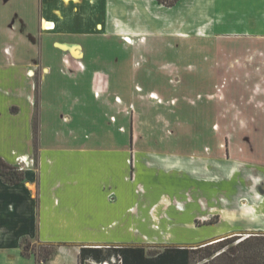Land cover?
Returning <instances> with one entry per match:
<instances>
[{"label":"rangeland","instance_id":"obj_1","mask_svg":"<svg viewBox=\"0 0 264 264\" xmlns=\"http://www.w3.org/2000/svg\"><path fill=\"white\" fill-rule=\"evenodd\" d=\"M104 1L108 6L93 16H76L75 33H55L53 22H37L36 0H0L1 156L36 174L41 90L45 145L69 144L71 128L86 138L110 130L133 148L151 147L166 158L164 168L181 169L183 157L196 153L208 170L215 150L226 159L234 147L264 149V37L257 29L246 35L216 27L217 15L231 19L221 1L213 0L209 12L199 7L208 0L171 7ZM27 144L28 152L15 151ZM172 201L179 209L181 201ZM161 218L153 221L157 236L139 233L144 242L170 243ZM163 219L179 221L172 214ZM205 220L218 217L197 216L194 223ZM31 243L38 254L41 245Z\"/></svg>","mask_w":264,"mask_h":264},{"label":"crops","instance_id":"obj_2","mask_svg":"<svg viewBox=\"0 0 264 264\" xmlns=\"http://www.w3.org/2000/svg\"><path fill=\"white\" fill-rule=\"evenodd\" d=\"M218 1L227 4L223 10L231 19L227 22L217 15L216 27L246 35L257 29V36L264 37V0ZM202 3L199 7L208 11L213 0ZM35 4L37 22L48 28L53 22L55 33H75L77 15L93 16L95 10L108 6L104 0H36ZM20 17L25 24L30 20L24 14ZM24 88L29 110L30 83ZM40 95L36 174L25 171V180L14 185L0 179V264H80L82 248L100 247L105 253L113 246L129 248L124 251V264H152L156 262L148 258L152 250L164 246L194 248L233 235L264 234V149L240 152L234 147L226 159L215 150L210 170L202 155L191 153L183 157L181 169L170 165L175 168L171 173L170 167L161 165L166 158L155 155L151 147L133 148L126 136L123 141L110 130L86 138L87 134L71 128L69 144L49 146L42 139V90ZM27 150L28 144L15 151ZM173 199L181 201V209L173 206ZM167 214L179 221L169 225L163 219ZM212 215L218 220L194 223L197 216ZM159 216L161 230L173 234L170 243L144 242L139 233L157 236L153 221ZM24 239L57 248L38 262L33 254H21ZM137 248H143L144 256H137L141 253ZM91 252L85 249L86 264L103 260L101 254L91 257Z\"/></svg>","mask_w":264,"mask_h":264},{"label":"trees","instance_id":"obj_3","mask_svg":"<svg viewBox=\"0 0 264 264\" xmlns=\"http://www.w3.org/2000/svg\"><path fill=\"white\" fill-rule=\"evenodd\" d=\"M156 1L165 7H171L178 0ZM35 84L37 88V83ZM0 179L9 185L21 183L25 180L24 169L0 157ZM56 248L57 244H41L37 254L30 240L24 239L21 242V254L24 256L33 254L38 262L51 257ZM85 249L92 250L91 257L94 258H99L101 254L103 260L97 263L119 258L120 261H116V264H124V251L129 250L127 247L113 246L104 249L105 253H102L103 249L100 247H84L80 250V264H86L85 261L88 259L86 255L89 254L85 253ZM137 249L141 252L137 253V256H144L143 248ZM151 254L152 256L148 258L156 260L152 264H264V234L233 235L194 248L164 246L160 250H152Z\"/></svg>","mask_w":264,"mask_h":264},{"label":"built area","instance_id":"obj_4","mask_svg":"<svg viewBox=\"0 0 264 264\" xmlns=\"http://www.w3.org/2000/svg\"><path fill=\"white\" fill-rule=\"evenodd\" d=\"M116 261L119 262L120 259H119V258H116V259L113 258L111 261H107V260H106V261L99 262V263H94V262H93V264H116Z\"/></svg>","mask_w":264,"mask_h":264}]
</instances>
